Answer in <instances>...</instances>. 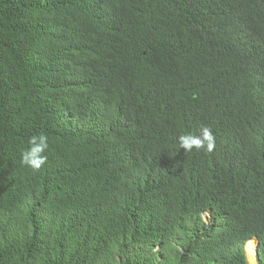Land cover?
I'll return each mask as SVG.
<instances>
[{"label":"trees","instance_id":"trees-1","mask_svg":"<svg viewBox=\"0 0 264 264\" xmlns=\"http://www.w3.org/2000/svg\"><path fill=\"white\" fill-rule=\"evenodd\" d=\"M230 1L0 0V264H264V0Z\"/></svg>","mask_w":264,"mask_h":264},{"label":"clouds","instance_id":"clouds-1","mask_svg":"<svg viewBox=\"0 0 264 264\" xmlns=\"http://www.w3.org/2000/svg\"><path fill=\"white\" fill-rule=\"evenodd\" d=\"M257 1L258 0H231L229 10H232L248 19L255 20L261 17V15L258 13L256 9ZM232 126H234L237 129V122H235ZM198 131H199V135L193 133H185L180 135L178 137L179 150L182 149L183 152L185 153L192 152L193 150H198V151L203 150L209 153L212 152L215 148V136L212 132V129L208 126L201 125ZM28 145L29 146L27 150H25L21 154V164L31 168L34 171H39L48 162V157L46 154L48 149V138L43 134L33 135L29 138ZM259 158L260 161L262 162V155H260ZM250 240H254L255 243L257 244V241L254 238ZM256 244H255V263H256Z\"/></svg>","mask_w":264,"mask_h":264},{"label":"bare ground","instance_id":"bare-ground-1","mask_svg":"<svg viewBox=\"0 0 264 264\" xmlns=\"http://www.w3.org/2000/svg\"><path fill=\"white\" fill-rule=\"evenodd\" d=\"M254 240H249L246 245H245V248H244V251H245V256H246V260H247V263L248 264H255L254 261H253V256H254V253H255V242L254 244L251 242Z\"/></svg>","mask_w":264,"mask_h":264},{"label":"rangeland","instance_id":"rangeland-1","mask_svg":"<svg viewBox=\"0 0 264 264\" xmlns=\"http://www.w3.org/2000/svg\"><path fill=\"white\" fill-rule=\"evenodd\" d=\"M208 217H209V214L208 213H206V214H204V216H203V218H204V220L205 221H207V219H208ZM253 244H254V242L253 241H251ZM248 244V243H247ZM256 244V243H255ZM254 247H255V245H254ZM253 261H254V263H255V253H254V256H253ZM248 264V263H247ZM256 264V263H255Z\"/></svg>","mask_w":264,"mask_h":264}]
</instances>
